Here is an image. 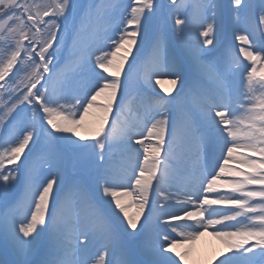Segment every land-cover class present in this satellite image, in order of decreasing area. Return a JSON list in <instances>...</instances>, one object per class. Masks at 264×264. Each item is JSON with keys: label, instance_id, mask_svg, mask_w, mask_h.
Segmentation results:
<instances>
[{"label": "snow or ice", "instance_id": "6c2138e0", "mask_svg": "<svg viewBox=\"0 0 264 264\" xmlns=\"http://www.w3.org/2000/svg\"><path fill=\"white\" fill-rule=\"evenodd\" d=\"M205 234L192 264H264V0H0V264H190Z\"/></svg>", "mask_w": 264, "mask_h": 264}, {"label": "bare ground", "instance_id": "6f19581e", "mask_svg": "<svg viewBox=\"0 0 264 264\" xmlns=\"http://www.w3.org/2000/svg\"><path fill=\"white\" fill-rule=\"evenodd\" d=\"M224 4L228 3V0L223 1ZM228 21V20H227ZM229 29V27H228ZM227 30V29H225ZM244 63H247L244 61ZM172 86L167 82V80L162 81L161 85L157 86L156 91L160 93L161 96H164L166 92H168ZM194 256L190 259V264H192V260L196 259L198 256H212L218 254L220 251L225 250V246L223 243L207 234L202 237L195 246ZM6 258L2 250H0V259Z\"/></svg>", "mask_w": 264, "mask_h": 264}, {"label": "rangeland", "instance_id": "374dc122", "mask_svg": "<svg viewBox=\"0 0 264 264\" xmlns=\"http://www.w3.org/2000/svg\"><path fill=\"white\" fill-rule=\"evenodd\" d=\"M37 2H41V0H37ZM80 3L86 4L88 0H79ZM258 3V0H257ZM227 26V30L225 32V27ZM153 27L154 28H159L160 27V22L155 21L153 22ZM167 27V26H166ZM228 27H229V21L225 20L223 25H222V33L220 36L219 44H218V51H222L225 47L226 44L230 42H234L231 35L228 34ZM225 32V33H223ZM68 55L67 49H65L59 56L60 60L63 62L64 58ZM242 58V57H241ZM247 62V61H246ZM99 71V70H98ZM174 94V93H173Z\"/></svg>", "mask_w": 264, "mask_h": 264}]
</instances>
